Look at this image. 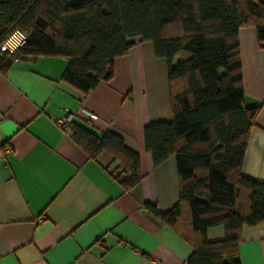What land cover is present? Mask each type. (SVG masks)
<instances>
[{
	"label": "crops",
	"instance_id": "obj_1",
	"mask_svg": "<svg viewBox=\"0 0 264 264\" xmlns=\"http://www.w3.org/2000/svg\"><path fill=\"white\" fill-rule=\"evenodd\" d=\"M264 1V0H262ZM244 104L259 107L242 175L264 183V48L252 26L238 30ZM61 57L15 60L0 74V264H185L190 245L146 213L177 202L174 156L153 166L143 126L170 120L166 65L138 41L115 58L107 83L83 94L60 79ZM120 135L136 152L142 180L124 192L111 156L93 159L55 120ZM222 226L206 230L222 240ZM240 264H264V224L242 226Z\"/></svg>",
	"mask_w": 264,
	"mask_h": 264
},
{
	"label": "trees",
	"instance_id": "obj_2",
	"mask_svg": "<svg viewBox=\"0 0 264 264\" xmlns=\"http://www.w3.org/2000/svg\"><path fill=\"white\" fill-rule=\"evenodd\" d=\"M252 26L264 48L262 0H0V43L13 30L26 42L0 56V74L17 60L61 57L60 79L86 94L113 76L116 57L149 41L166 65L171 119L143 126L153 166L174 156L176 204L167 212L145 202L147 214L191 247L185 264H240L242 226L264 224V183L241 174L259 107L244 104L238 30ZM71 137L95 159L110 154V170L130 192L144 177L139 156L120 135L69 124ZM224 237L208 241L206 230Z\"/></svg>",
	"mask_w": 264,
	"mask_h": 264
},
{
	"label": "built area",
	"instance_id": "obj_3",
	"mask_svg": "<svg viewBox=\"0 0 264 264\" xmlns=\"http://www.w3.org/2000/svg\"><path fill=\"white\" fill-rule=\"evenodd\" d=\"M19 33L20 34V38H19V42L17 44H15L14 47H10L9 45L12 43L13 39L16 37V34ZM26 42V35L18 30L15 29L13 31H11L5 38L4 40H2V42L0 43V56L1 55H13L24 43ZM56 125H58L63 131H65V133L71 135V131L69 128V119L62 116V117H58L55 120Z\"/></svg>",
	"mask_w": 264,
	"mask_h": 264
},
{
	"label": "clouds",
	"instance_id": "obj_4",
	"mask_svg": "<svg viewBox=\"0 0 264 264\" xmlns=\"http://www.w3.org/2000/svg\"><path fill=\"white\" fill-rule=\"evenodd\" d=\"M19 38H20V34L17 33L16 37L13 39L12 43L9 45L10 47H14L15 44H17L19 42Z\"/></svg>",
	"mask_w": 264,
	"mask_h": 264
}]
</instances>
